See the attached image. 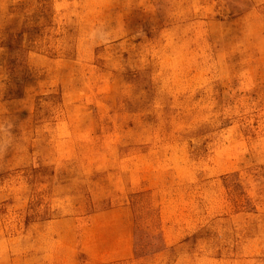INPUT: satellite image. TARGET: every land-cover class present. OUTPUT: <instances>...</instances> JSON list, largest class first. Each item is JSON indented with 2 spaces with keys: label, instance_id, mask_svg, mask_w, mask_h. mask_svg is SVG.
Listing matches in <instances>:
<instances>
[{
  "label": "rangeland",
  "instance_id": "374dc122",
  "mask_svg": "<svg viewBox=\"0 0 264 264\" xmlns=\"http://www.w3.org/2000/svg\"><path fill=\"white\" fill-rule=\"evenodd\" d=\"M3 24L0 264H210L264 231V0H0ZM48 37L80 91L36 88ZM69 92L79 141L33 155L21 101Z\"/></svg>",
  "mask_w": 264,
  "mask_h": 264
},
{
  "label": "crops",
  "instance_id": "0c3cea01",
  "mask_svg": "<svg viewBox=\"0 0 264 264\" xmlns=\"http://www.w3.org/2000/svg\"><path fill=\"white\" fill-rule=\"evenodd\" d=\"M0 28H5V24L0 25ZM33 36L29 39L31 40ZM50 38L53 41H62V42H76L77 37L65 38L61 35V38L54 35H50ZM48 37V44L42 52H35L34 55H41L45 57V61H35L34 63L30 62L31 66L28 67L30 74L36 75L38 72L44 74V77L41 79H36L37 81L36 88L39 87L42 90H54L59 89L61 91H80L82 89L81 83L78 81L79 75H83L84 71L81 69V64L78 61H75L72 57L74 54L71 53L70 47L69 50L66 49V46H57L56 51L51 45L52 40ZM32 52V51H31ZM47 59V60H46ZM72 59V60H71ZM55 62H61V65H55ZM71 64V65H70ZM55 74V75H54ZM33 80V79H32ZM30 83L31 91L34 86V82ZM29 86V85H28ZM70 92L68 96L52 97L41 101H37V94L32 96L29 94V99L21 101V105L24 106V103H29L30 116L33 119V141L31 142V153L33 155L37 154L38 149V137L45 135L46 144L42 147H46V152L59 153L65 152V147L69 145V140L72 138L79 141L80 133L76 131V128L80 125V122H85V116L80 114V106H83L82 100H73ZM3 96V97H2ZM22 98V97H21ZM17 99L22 100V99ZM6 98L5 95L0 96V112H5L6 109ZM38 105H48L52 107V112L54 114L45 116L41 119L40 116H37ZM7 110V109H6ZM45 121V130L40 127L39 123ZM52 130V131H50ZM72 131L75 132L76 138L72 135ZM63 148V149H59ZM78 152L79 149H76L71 152ZM257 213L253 211V214ZM236 228V229H235ZM231 230H237L236 236L228 243H223V248L220 252H217L216 257L211 258L210 264H264V231L256 225H246L238 226ZM263 234V236H262ZM247 251V252H246Z\"/></svg>",
  "mask_w": 264,
  "mask_h": 264
}]
</instances>
